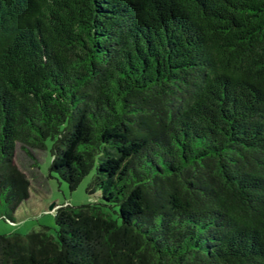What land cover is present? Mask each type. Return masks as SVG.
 I'll return each mask as SVG.
<instances>
[{
    "label": "trees",
    "instance_id": "1",
    "mask_svg": "<svg viewBox=\"0 0 264 264\" xmlns=\"http://www.w3.org/2000/svg\"><path fill=\"white\" fill-rule=\"evenodd\" d=\"M47 138L92 195L0 264H264V0H0V218Z\"/></svg>",
    "mask_w": 264,
    "mask_h": 264
},
{
    "label": "rangeland",
    "instance_id": "2",
    "mask_svg": "<svg viewBox=\"0 0 264 264\" xmlns=\"http://www.w3.org/2000/svg\"><path fill=\"white\" fill-rule=\"evenodd\" d=\"M50 138L44 147L26 146L17 142L15 160L30 181V196L17 208V222L0 218V233H27L49 226L55 233V209L59 204L78 205L90 200L87 187L93 179L94 168L71 189L66 179L50 169L52 163Z\"/></svg>",
    "mask_w": 264,
    "mask_h": 264
}]
</instances>
